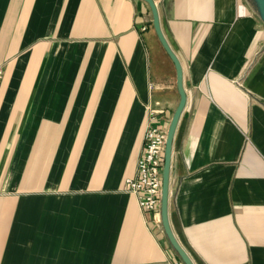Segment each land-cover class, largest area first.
Segmentation results:
<instances>
[{
	"label": "crops",
	"instance_id": "crops-1",
	"mask_svg": "<svg viewBox=\"0 0 264 264\" xmlns=\"http://www.w3.org/2000/svg\"><path fill=\"white\" fill-rule=\"evenodd\" d=\"M183 69L171 229L194 264H264V23L155 0ZM144 0H0V264H185L126 181L176 67Z\"/></svg>",
	"mask_w": 264,
	"mask_h": 264
},
{
	"label": "built area",
	"instance_id": "built-area-1",
	"mask_svg": "<svg viewBox=\"0 0 264 264\" xmlns=\"http://www.w3.org/2000/svg\"><path fill=\"white\" fill-rule=\"evenodd\" d=\"M4 73L0 70V86ZM168 129L151 125L145 133V145L138 161V175L126 181L129 191L144 211L161 213L162 170Z\"/></svg>",
	"mask_w": 264,
	"mask_h": 264
},
{
	"label": "water",
	"instance_id": "water-1",
	"mask_svg": "<svg viewBox=\"0 0 264 264\" xmlns=\"http://www.w3.org/2000/svg\"><path fill=\"white\" fill-rule=\"evenodd\" d=\"M144 1L147 2L151 8L153 26L159 37V40L161 41L166 52L168 53V55L170 56V58L175 64L176 72H177V86H178V91L180 94V102L170 122L168 133H167L166 144H165V150H164V164H163V170H162V192H161V219H162L163 228L165 230V233L171 245L176 250L178 255L181 257L183 262L185 264H194L189 254L186 252V250L181 246V244L176 239L171 229L169 218H168L169 178H170V166H171L173 139H174L175 131L177 128V124L179 122V118L185 107L186 99H187V96H186V93L183 87V69H182L180 61L178 60L177 56L170 48L167 40L165 39L163 35L161 25H160L159 11H158V7H157L155 0H144ZM249 2L253 5L257 15L259 16L261 21H263L264 23V0H249Z\"/></svg>",
	"mask_w": 264,
	"mask_h": 264
}]
</instances>
